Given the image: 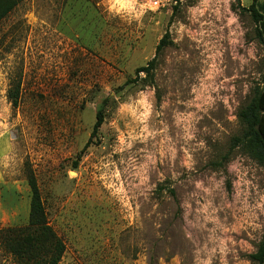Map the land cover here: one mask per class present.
I'll return each mask as SVG.
<instances>
[{"label":"rangeland","instance_id":"obj_1","mask_svg":"<svg viewBox=\"0 0 264 264\" xmlns=\"http://www.w3.org/2000/svg\"><path fill=\"white\" fill-rule=\"evenodd\" d=\"M252 3L23 0L0 23V264L30 172L59 264H258L264 167L231 147L264 76Z\"/></svg>","mask_w":264,"mask_h":264},{"label":"trees","instance_id":"obj_2","mask_svg":"<svg viewBox=\"0 0 264 264\" xmlns=\"http://www.w3.org/2000/svg\"><path fill=\"white\" fill-rule=\"evenodd\" d=\"M23 0H0V23ZM243 11L250 13L255 24L256 37L260 44H264V0H253L249 8ZM166 40L162 39L156 51L162 49ZM157 60L156 56L147 65L136 69V74L145 73L153 78ZM14 105H17L18 91L11 93ZM107 99L102 102L96 115L91 136L83 152L98 138V133L104 123V108ZM242 126L240 136L232 140V149L240 148L244 154L264 167V76L260 84L253 91L250 101L243 106L237 114ZM78 162L75 163L77 168ZM30 187V210L28 225L23 228H8L3 232L5 249L13 255L17 264H59L63 258L66 247L62 239L49 224L41 190L33 172L28 175ZM251 258L258 264H264V240L259 244L257 252Z\"/></svg>","mask_w":264,"mask_h":264},{"label":"bare ground","instance_id":"obj_3","mask_svg":"<svg viewBox=\"0 0 264 264\" xmlns=\"http://www.w3.org/2000/svg\"><path fill=\"white\" fill-rule=\"evenodd\" d=\"M229 29V28H228ZM191 36H200V34L198 33H192ZM233 38V37H232ZM231 42L234 44L235 41L234 40H231ZM235 45V44H234ZM208 50V49H207ZM209 52V50H208ZM220 58V57H219ZM218 60V57L216 55H213L211 58H209V61L208 62H212L213 64L216 63ZM216 61V62H215ZM219 66L218 65H214L212 70L209 71L208 73V76H209V79L207 80V82H211V81H214L215 78L221 74V72L218 70Z\"/></svg>","mask_w":264,"mask_h":264}]
</instances>
